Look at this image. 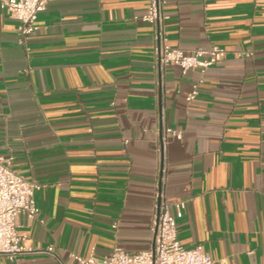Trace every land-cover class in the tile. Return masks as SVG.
Here are the masks:
<instances>
[{
	"label": "crops",
	"instance_id": "1",
	"mask_svg": "<svg viewBox=\"0 0 264 264\" xmlns=\"http://www.w3.org/2000/svg\"><path fill=\"white\" fill-rule=\"evenodd\" d=\"M147 6L47 0L24 41L0 10V154L40 185L39 214L17 218L25 250L0 264L147 250L157 187L188 199L184 247L201 244L213 264H264V0H165L169 45L227 50L203 75L159 64ZM165 125L182 138L161 152Z\"/></svg>",
	"mask_w": 264,
	"mask_h": 264
},
{
	"label": "built area",
	"instance_id": "2",
	"mask_svg": "<svg viewBox=\"0 0 264 264\" xmlns=\"http://www.w3.org/2000/svg\"><path fill=\"white\" fill-rule=\"evenodd\" d=\"M164 3L165 0H148L147 11L141 17L154 25L153 37L159 64L176 65L183 73L188 69H198L203 75L210 66L226 56L227 50L218 45H211L188 52L169 45L163 27V20L166 18L162 11ZM46 4L47 0H0V10L17 19L18 38L24 41L38 29L37 15L45 9ZM244 55L250 56L251 53L244 52ZM201 82L202 78H199L192 84L185 96L187 101L197 96ZM172 138L180 140L182 132L165 125L159 139V151L163 152ZM10 164L11 157L0 154V256L12 260L25 250V236L18 231L17 218L20 214L30 218L39 214L34 191L39 189L40 185L14 172ZM159 172L161 182L166 168L162 165ZM153 202L150 224L153 247L138 252H127L120 246H115L110 254L102 257L93 253L82 256L75 252H70V257L77 264H213L214 259L201 244L186 248L177 238V221L183 216L188 199L170 202L166 199L164 191L157 187ZM45 251L52 253L53 249L48 246Z\"/></svg>",
	"mask_w": 264,
	"mask_h": 264
},
{
	"label": "water",
	"instance_id": "3",
	"mask_svg": "<svg viewBox=\"0 0 264 264\" xmlns=\"http://www.w3.org/2000/svg\"><path fill=\"white\" fill-rule=\"evenodd\" d=\"M152 247H153V243H152Z\"/></svg>",
	"mask_w": 264,
	"mask_h": 264
}]
</instances>
